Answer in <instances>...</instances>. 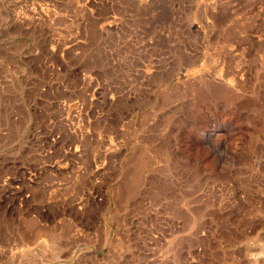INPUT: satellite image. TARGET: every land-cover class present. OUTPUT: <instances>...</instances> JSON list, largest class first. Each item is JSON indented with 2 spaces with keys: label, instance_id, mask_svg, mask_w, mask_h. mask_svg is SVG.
<instances>
[{
  "label": "rangeland",
  "instance_id": "374dc122",
  "mask_svg": "<svg viewBox=\"0 0 264 264\" xmlns=\"http://www.w3.org/2000/svg\"><path fill=\"white\" fill-rule=\"evenodd\" d=\"M0 264H264V0H0Z\"/></svg>",
  "mask_w": 264,
  "mask_h": 264
}]
</instances>
